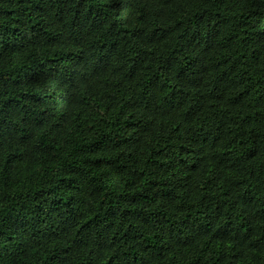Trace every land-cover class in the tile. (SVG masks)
I'll return each instance as SVG.
<instances>
[{
  "label": "trees",
  "instance_id": "trees-1",
  "mask_svg": "<svg viewBox=\"0 0 264 264\" xmlns=\"http://www.w3.org/2000/svg\"><path fill=\"white\" fill-rule=\"evenodd\" d=\"M0 264H264V0H0Z\"/></svg>",
  "mask_w": 264,
  "mask_h": 264
}]
</instances>
